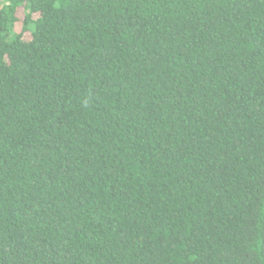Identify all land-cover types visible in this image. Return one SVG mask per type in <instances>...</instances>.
Masks as SVG:
<instances>
[{
  "label": "trees",
  "instance_id": "trees-1",
  "mask_svg": "<svg viewBox=\"0 0 264 264\" xmlns=\"http://www.w3.org/2000/svg\"><path fill=\"white\" fill-rule=\"evenodd\" d=\"M0 264H264V0H0Z\"/></svg>",
  "mask_w": 264,
  "mask_h": 264
}]
</instances>
